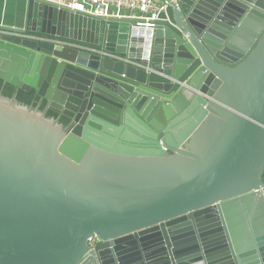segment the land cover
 I'll list each match as a JSON object with an SVG mask.
<instances>
[{
    "label": "water",
    "instance_id": "95a60500",
    "mask_svg": "<svg viewBox=\"0 0 264 264\" xmlns=\"http://www.w3.org/2000/svg\"><path fill=\"white\" fill-rule=\"evenodd\" d=\"M165 1L0 26L136 63L0 34V78L68 119L0 95V264H264V0Z\"/></svg>",
    "mask_w": 264,
    "mask_h": 264
},
{
    "label": "built area",
    "instance_id": "2783aa9c",
    "mask_svg": "<svg viewBox=\"0 0 264 264\" xmlns=\"http://www.w3.org/2000/svg\"><path fill=\"white\" fill-rule=\"evenodd\" d=\"M55 5L58 8L68 9L70 11L91 15L95 17L115 16L120 9H123L128 17L137 19V25L150 26L157 18L158 14L165 9L167 1L165 0H39ZM0 26H4L0 24ZM0 34L19 35L36 41L51 43L55 46L68 47L80 51H88L103 56L127 61L133 64L135 62L128 61L126 58L118 56L114 53L97 49L81 41H75L58 36L35 34V33H13L0 28ZM95 236L90 239L94 243Z\"/></svg>",
    "mask_w": 264,
    "mask_h": 264
},
{
    "label": "trees",
    "instance_id": "16d2710c",
    "mask_svg": "<svg viewBox=\"0 0 264 264\" xmlns=\"http://www.w3.org/2000/svg\"><path fill=\"white\" fill-rule=\"evenodd\" d=\"M0 95L8 99L15 98L17 103L31 108L37 106L39 111L45 112V117L52 119L58 118V124L62 127H64L68 123V119L66 117L59 116L58 112L47 108L44 101L37 105L39 97L37 96L35 90L32 88L29 90H19L17 86L11 85L0 78Z\"/></svg>",
    "mask_w": 264,
    "mask_h": 264
},
{
    "label": "crops",
    "instance_id": "0c3cea01",
    "mask_svg": "<svg viewBox=\"0 0 264 264\" xmlns=\"http://www.w3.org/2000/svg\"><path fill=\"white\" fill-rule=\"evenodd\" d=\"M28 0H0V24L23 27Z\"/></svg>",
    "mask_w": 264,
    "mask_h": 264
}]
</instances>
